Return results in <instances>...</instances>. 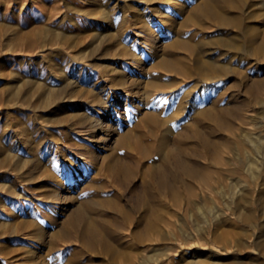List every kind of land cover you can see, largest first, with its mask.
Here are the masks:
<instances>
[{
	"label": "rangeland",
	"instance_id": "rangeland-1",
	"mask_svg": "<svg viewBox=\"0 0 264 264\" xmlns=\"http://www.w3.org/2000/svg\"><path fill=\"white\" fill-rule=\"evenodd\" d=\"M210 1L0 0V264H264V0Z\"/></svg>",
	"mask_w": 264,
	"mask_h": 264
},
{
	"label": "bare ground",
	"instance_id": "bare-ground-1",
	"mask_svg": "<svg viewBox=\"0 0 264 264\" xmlns=\"http://www.w3.org/2000/svg\"><path fill=\"white\" fill-rule=\"evenodd\" d=\"M214 1V0H213ZM210 2H212V0L210 1ZM209 2V4L207 3V5H208V9H210L212 12H214L217 16H219L220 18H222L223 20L224 19H226L225 18V16L219 11V9H218V7H217V4H215L214 2V4L213 3H210ZM204 3H205V1H204ZM201 4V3H200ZM204 5V4H203ZM202 5V6H203ZM201 6V5H200ZM199 6V7H200ZM198 7V8H199ZM201 8V7H200ZM205 10L204 11H206L207 12V10H206V8H204ZM208 13H211V12H208ZM221 19V20H222ZM227 23H229V22H227ZM191 47V46H190ZM253 54H256V55H261V54H264V42H262V43H259V45H257V44H255V45H252V47L249 49ZM201 61H203L202 63H205V64H208L209 66L210 65H213L212 64V62H209L207 59H204V60H201ZM201 61H199L198 60V62H201ZM215 65H217V64H215ZM220 65V64H219ZM219 65H217L218 67H219ZM199 66V65H198ZM226 66V65H225ZM214 67V66H213ZM220 67H222V65H220ZM227 69H229V68H227ZM235 69V68H234ZM210 70V69H209ZM212 70V69H211ZM219 70V69H218ZM237 70H239V69H237ZM221 71V70H220ZM239 72H241V71H239ZM212 73V72H211ZM210 73V74H211ZM219 73V72H218ZM238 73V72H237ZM209 74V75H210ZM216 74H217V72H216ZM206 76V75H205ZM208 78H209V76H208ZM210 79V78H209ZM209 107V106H208ZM229 110V109H228ZM200 111H203V110H200ZM206 111V110H205ZM204 111V112H205ZM210 111V110H209ZM224 111H226V110H224ZM212 112V111H211ZM214 112V111H213ZM202 113V112H201ZM200 113V114H201ZM208 113V112H207ZM208 115H209V113H208ZM155 116V115H154ZM148 117V116H147ZM151 118V117H150ZM156 118V117H155ZM154 119V118H153ZM155 121V120H154ZM104 121L102 120V121H100V123L99 124H95V125H101V124H104L103 123ZM229 129H230V127H229ZM233 131V130H232ZM253 136V135H252ZM248 138H250V137H248ZM254 138V137H253ZM253 138H251V141H254V144L253 145H255V141L256 140H253ZM255 139H256V137H255ZM248 141H249V139H247ZM247 141V142H248ZM248 144V143H247ZM249 145H250V142H249ZM240 146V145H239ZM254 148H256V147H254ZM241 149V148H240ZM254 159V158H253ZM252 159V160H253ZM251 160V161H252ZM257 161V160H256ZM252 163V162H251ZM253 163H254V160H253ZM252 163V164H253ZM255 164V163H254ZM253 166H255V165H253ZM253 168V167H252ZM257 168V167H256ZM258 169V168H257ZM207 171V173H204L203 172V174L200 172V171H198V170H193V171H191V176H192V174H193V176L196 178V184H198V186L200 187V189L202 188V185L201 184H208V185H211L212 184V180H213V178L214 177H212V175H211V173L210 172H208V170H206ZM205 171V172H206ZM213 172H214V170H212ZM252 171H254V170H252ZM256 172V171H255ZM219 173V172H218ZM222 174V172H220V176L218 175V178H216V181H219V183H221L222 185H223V183H224V175H221ZM255 174V173H254ZM254 174H252L253 176H254ZM215 175V174H214ZM258 175V174H257ZM215 176H217V175H215ZM161 181V180H160ZM233 181V180H232ZM187 182V181H186ZM226 182V181H225ZM166 183V182H165ZM164 183V184H165ZM150 184V183H149ZM169 184V183H168ZM191 184V183H190ZM225 184H227V183H225ZM233 184V183H232ZM154 185V184H153ZM166 185H167V183H166ZM230 185V184H229ZM148 186V185H147ZM164 186V185H163ZM194 186V185H193ZM150 187V186H149ZM160 187V186H159ZM186 188L188 189V191L186 192L187 193V196H189L190 198H191V196H194V198L196 197V199H197V197H198V199L199 200H202L203 198H204V194H203V192L204 191H202V190H200V189H197V188H194V187H192V185H189L188 184V186H186ZM185 188V189H186ZM231 188H232V186H231ZM195 189V190H194ZM166 190H167V187H166ZM178 190V189H177ZM200 190V191H199ZM168 191V190H167ZM174 192V197L173 198H178V191L177 192H175L176 190H173ZM171 192V191H170ZM183 193H185L184 191H183ZM182 193V194H183ZM179 194H180V192H179ZM224 194V193H223ZM183 197H185V196H182V198ZM189 199V198H188ZM193 199V198H192ZM196 199H194L195 200V205H197V206H199L198 205V201L196 200ZM179 200V199H178ZM190 201H193V200H191V199H189ZM175 201V200H174ZM185 201H186V199H185ZM188 202V201H187ZM189 203V202H188ZM187 203V204H188ZM194 204V203H193ZM206 204V203H205ZM209 204V203H208ZM189 205V207H190V203L188 204ZM194 206V205H193ZM206 206V205H205ZM208 206H210L211 207V205L209 204ZM213 206V205H212ZM200 207H203L202 205L200 206ZM193 208V207H192ZM213 208V207H212ZM196 209H197V207H196ZM201 210V209H200ZM201 212V211H200ZM194 213V212H193ZM198 213H199V211H198ZM212 214V213H211ZM210 214V215H211ZM195 215V214H194ZM196 215H200V213L199 214H197L196 213ZM195 215V216H196ZM204 215V214H203ZM207 215V214H206ZM208 216V215H207ZM193 217V216H192ZM200 220H201V218L203 217H199V216H197ZM196 217V218H197ZM205 217V216H204ZM198 218H197V220H198ZM160 220H161V218H160ZM196 220V221H197ZM202 220L204 221V219L202 218ZM199 221V220H198ZM213 221V220H212ZM149 222V221H148ZM147 222V223H148ZM202 222V221H201ZM207 222V221H206ZM158 223V222H157ZM201 224H203V223H201ZM159 225V224H158ZM203 227V229H204V225H202ZM151 227L152 228H154V230H155V232L158 230V226H157V224L156 225H154L153 223H151ZM161 227V226H160ZM205 227H209V226H206V224H205ZM212 227V226H211ZM148 228V227H147ZM196 229V228H195ZM206 229V228H205ZM153 230V231H154ZM193 230H194V228H193ZM198 230H199V228H198ZM208 230V229H207ZM152 231V230H151ZM202 231V230H201ZM137 232H140V231H137ZM144 232H146L145 230H144ZM144 232H142L141 231V233H138V235H137V237H138V240H140L141 242H146V241H148V239L149 240H158V235H149L148 233H144ZM148 232V231H147ZM158 232H160V231H158ZM195 232V231H194ZM196 232H199V231H197L196 230ZM150 233V232H149ZM202 233V232H201ZM154 234V233H153ZM158 234V233H157ZM192 234H193V232H192ZM197 234V233H196ZM196 234H195V236H196ZM198 234H200V233H198ZM205 234V233H204ZM207 234V233H206ZM210 234V233H209ZM224 234H226L225 232H224ZM162 235V234H161ZM229 235V234H228ZM194 236V235H193ZM206 236V235H205ZM211 236V235H210ZM209 236V237H210ZM224 237L226 236V237H228L227 235H223ZM222 236V237H223ZM199 237V236H198ZM201 237H203V236H201ZM196 238V237H195ZM209 239V241H210V238H208ZM208 239H207V242H208ZM212 239V238H211ZM196 240V239H195ZM201 240V239H200ZM204 240H206L205 238H204ZM102 241L105 243L106 241H107V239L104 237V238H102ZM196 241H199V240H196ZM195 241V242H196ZM217 241V240H216ZM205 242V241H204ZM204 242H202V243H204ZM107 243V242H106ZM197 243H199V242H197ZM210 243V242H209ZM212 244V243H211ZM214 244V243H213ZM107 245H109V243L107 244ZM205 245V244H204ZM207 245V244H206ZM215 245V244H214ZM109 249H110V251L111 252H109V253H112L113 255L115 254V255H117L118 253H115L116 252V249L112 246V245H110V247H109ZM114 255V257H116ZM138 255V254H137ZM136 255V256H137ZM140 255H143L142 253L140 254ZM152 255V254H151ZM154 255V254H153ZM113 257V258H114ZM139 257V256H138ZM145 257V256H144ZM111 258V257H110ZM143 258V257H142ZM137 259V258H136ZM139 259H141V258H139ZM114 260V259H113ZM141 260H143V259H141ZM141 260L139 261V262H141ZM145 260V259H144ZM144 262V261H143ZM142 263V262H141ZM145 263V262H144Z\"/></svg>",
	"mask_w": 264,
	"mask_h": 264
}]
</instances>
